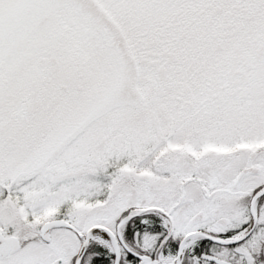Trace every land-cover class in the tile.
Returning a JSON list of instances; mask_svg holds the SVG:
<instances>
[{
	"label": "snow or ice",
	"instance_id": "obj_1",
	"mask_svg": "<svg viewBox=\"0 0 264 264\" xmlns=\"http://www.w3.org/2000/svg\"><path fill=\"white\" fill-rule=\"evenodd\" d=\"M0 264H264V0H0Z\"/></svg>",
	"mask_w": 264,
	"mask_h": 264
}]
</instances>
